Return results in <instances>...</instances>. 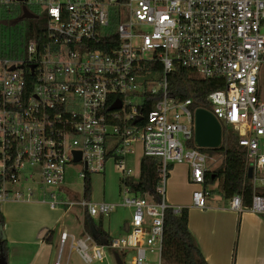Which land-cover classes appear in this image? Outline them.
Here are the masks:
<instances>
[{"label": "built area", "instance_id": "obj_1", "mask_svg": "<svg viewBox=\"0 0 264 264\" xmlns=\"http://www.w3.org/2000/svg\"><path fill=\"white\" fill-rule=\"evenodd\" d=\"M24 10L37 18H23ZM39 20L33 37L27 22ZM176 66L224 84L208 96L211 113L224 123L222 140L230 130L239 136L254 189L247 209L264 216V0H0V209L40 190L52 209L108 216L119 205L67 199L64 188L72 164L85 182L112 158L122 173L121 205L132 210L124 235L107 246L63 232L54 264L67 243L86 264L102 262L106 249L134 251L132 264L157 253L162 264L166 210H183L165 199L175 165L190 168L192 206L207 207L209 157L189 146L192 101L176 103L168 91ZM145 93L160 98L143 114ZM138 143L142 157L160 161V202L127 184ZM229 208L242 212V195Z\"/></svg>", "mask_w": 264, "mask_h": 264}, {"label": "crops", "instance_id": "obj_2", "mask_svg": "<svg viewBox=\"0 0 264 264\" xmlns=\"http://www.w3.org/2000/svg\"><path fill=\"white\" fill-rule=\"evenodd\" d=\"M142 153V145L138 143L135 154L128 159V166L130 168L133 166L136 173L135 177L130 179L136 180L139 177ZM110 163L114 164L113 166L117 168L112 158H108L106 166ZM136 163L138 172L135 170ZM178 167H180L179 170H182L181 168L186 169L188 176H185L184 181H181L180 185L177 184L175 186V176ZM104 173L105 171L102 174ZM102 174L96 175L101 176ZM189 174L190 168L186 164H179L172 168L168 179L174 181L172 187H177L178 193L173 196L171 205L189 210V229L207 263L264 264V219L250 212L247 209L249 206H244L245 209L242 212L231 210L229 208L230 200H224L222 195H220V201L213 202V198L209 199L207 193V207L205 209L192 206V192L195 187L189 184ZM91 178L92 176L90 177V181H92ZM69 180L67 178L68 183ZM64 192L67 199L80 198L78 193H74L67 186H65ZM82 196L85 198L84 188ZM165 199L168 202L166 184ZM90 201L93 202L92 190ZM119 207L124 206L120 204ZM72 209H52L48 203L37 200L23 202L11 200L7 202L1 210L5 219L3 230L10 249L7 263L54 264L57 249L60 248L61 234L65 231L71 235L76 233V227L71 214ZM78 209L82 214V233L79 236V238H82L87 234L84 227L85 213L80 208ZM127 210L128 216L123 219L116 218V215L112 217V213L108 216L91 218L95 222L100 218L103 231L109 237H118L123 235L129 223L128 221L131 220L132 210L129 208ZM27 211L37 214L34 218L35 220L32 222L29 220L27 214L25 216V212ZM10 221L11 224L14 222L13 226H11V231L9 230ZM73 251L77 252L76 250ZM108 253L114 255L112 251L106 249L104 253L105 259L102 262H98L99 264H109ZM65 264L69 263L66 262Z\"/></svg>", "mask_w": 264, "mask_h": 264}, {"label": "trees", "instance_id": "obj_3", "mask_svg": "<svg viewBox=\"0 0 264 264\" xmlns=\"http://www.w3.org/2000/svg\"><path fill=\"white\" fill-rule=\"evenodd\" d=\"M31 27V36L38 37L41 29L38 27L42 21H28ZM36 27V28H33ZM155 70L159 71L157 66ZM224 87L221 80L204 79L197 76L194 72L176 66L174 71L168 76L169 95L176 103L191 100L190 109L195 112L197 109H205L212 112L208 103V96ZM159 95L145 93L144 102L141 106L143 114L153 110L159 100ZM195 147V142L189 144ZM200 151L212 158L217 154H222L221 164L214 172L206 176V188L214 186L218 180H221V195L224 200L229 201L235 195H242L244 206H250L253 197V182L249 172L246 171V151L239 145V136L232 130L229 131L227 142L225 134L222 144L215 149H200ZM160 161L157 158L143 156L140 160L138 179H130L128 186L133 194L144 197L150 195L155 201L162 200V194L159 192L161 186L160 174L158 171ZM169 178V176H168ZM90 177L84 182V196L90 201L91 197ZM258 192L264 195V189L260 188ZM189 210L184 208L179 214L168 208L165 213L163 252L162 260L169 264H208L205 260L192 232L188 226ZM5 219L0 212V256H5L8 261L9 243L4 238ZM84 227L87 234L91 235L99 245L107 246L110 237L102 229V221L99 218L95 222L88 213H85ZM114 254L118 253L124 262V255L118 251L111 250Z\"/></svg>", "mask_w": 264, "mask_h": 264}, {"label": "rangeland", "instance_id": "obj_4", "mask_svg": "<svg viewBox=\"0 0 264 264\" xmlns=\"http://www.w3.org/2000/svg\"><path fill=\"white\" fill-rule=\"evenodd\" d=\"M221 125L223 126L224 123L221 122ZM222 154H217L214 157L208 159V167L210 172H214L218 166L221 164L222 161ZM114 164L110 163L108 166L105 168V173L102 174L101 176L98 175H92L91 182H92V200L94 203H101V202H106L110 204H115V205H120L122 203V200L124 198L123 196V191H122V184H121V179H122V173L118 168H115L113 166ZM175 165L174 167H176ZM133 168V166H132ZM134 169V168H133ZM180 167H178V171L176 172L175 176V186L177 184L180 185V182L184 181L185 176H188V171L184 168H181L182 170H179ZM82 170V167L78 164H72L71 166L68 167L67 169V175L69 180V183L66 182V186L71 189L74 193H78L80 195V200L83 199V188H84V181L78 177L79 172ZM135 170H137V163ZM38 180V179H37ZM222 181L218 180L216 184L212 187L209 188L208 193V198H213V202L220 201V195L222 191ZM174 184V181H171L170 179L167 180L166 183V189H167V198H168V205L171 207H174L171 205V202H173V196L178 193L177 187H172ZM43 195L42 191L38 190L36 192L35 200L37 201H43ZM76 199L75 201H79ZM3 209V207L0 209ZM128 208L124 207H118L113 213L112 217L116 215V218L118 219H123L128 216ZM72 218L74 220V225L76 227V233H74V237L76 239H79L80 234L82 233L81 226H82V214L79 212V209L77 207H73L72 209ZM29 216V220L32 222L35 220V216L37 214L33 212H25ZM262 219H264V216H262ZM76 220V221H75ZM16 221V219H15ZM130 222V220L128 221ZM14 223V222H13ZM13 223L11 224V221L9 223L10 226V231H11V226H13ZM26 224V223H25ZM15 229V228H13ZM8 231V232H10ZM7 232V230H6ZM5 238L6 234L4 233ZM124 235V233H123ZM84 238V237H82ZM89 247L91 248V245L89 244ZM57 255L55 257V261L57 260V256L59 253V249H57ZM90 254L91 251H90ZM108 263L109 264H116L115 257L112 253H108ZM123 254V253H122ZM124 255V263L125 264H132V257L136 255L134 251H128ZM158 254L157 253H150L147 252L146 254V264H158ZM68 262L69 264H86L84 261L81 259V257L77 254L75 251H70V243H67L64 247L63 254H62V262L61 264H65ZM92 264H99L98 262H93ZM162 264H169L165 261H163Z\"/></svg>", "mask_w": 264, "mask_h": 264}, {"label": "water", "instance_id": "obj_5", "mask_svg": "<svg viewBox=\"0 0 264 264\" xmlns=\"http://www.w3.org/2000/svg\"><path fill=\"white\" fill-rule=\"evenodd\" d=\"M26 19H36V16L24 10L22 16ZM121 107V103L117 102L111 107V110H117ZM142 117L139 116L137 121H141ZM194 141L200 149H215L222 144V126L216 117L205 109H197L194 114ZM77 155L76 161L80 159V153ZM251 172V170H250ZM3 230V227L1 228ZM5 238V236H4ZM116 264H125L118 253L114 254ZM0 264H8L5 256H0Z\"/></svg>", "mask_w": 264, "mask_h": 264}]
</instances>
